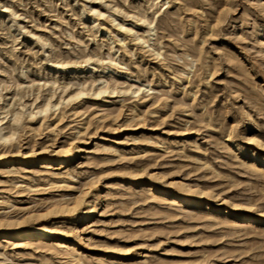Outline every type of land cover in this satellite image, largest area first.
<instances>
[{"label":"rangeland","instance_id":"obj_1","mask_svg":"<svg viewBox=\"0 0 264 264\" xmlns=\"http://www.w3.org/2000/svg\"><path fill=\"white\" fill-rule=\"evenodd\" d=\"M0 128V264H264V0H0Z\"/></svg>","mask_w":264,"mask_h":264},{"label":"bare ground","instance_id":"obj_2","mask_svg":"<svg viewBox=\"0 0 264 264\" xmlns=\"http://www.w3.org/2000/svg\"><path fill=\"white\" fill-rule=\"evenodd\" d=\"M102 88V87H101ZM100 88V89H101ZM45 109L48 107V102L45 104ZM4 135V133L2 132L1 128H0V137H2ZM5 136V135H4ZM98 197V196H97ZM99 198H96L94 201H97ZM76 202V201H75ZM74 202V204H75ZM187 202H190L189 200H187ZM66 206V205H65ZM68 207V206H67ZM97 209V204H90L89 206H87L84 209L83 214L81 215L82 218L81 219H85L87 216H91L93 213L96 212ZM69 210V209H68ZM250 218L252 216H249ZM48 228H46V226H39V228H37L36 230H31V229H23L20 231H15L14 234L16 235L15 237H28V236H33V237H40L46 234V232H48L49 230H47ZM0 232H4V229H1ZM60 239L55 240L54 245L60 244Z\"/></svg>","mask_w":264,"mask_h":264}]
</instances>
